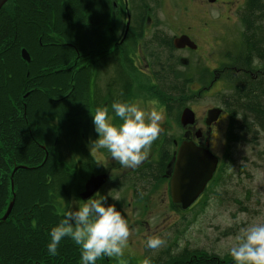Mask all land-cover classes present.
Instances as JSON below:
<instances>
[{"label":"trees","instance_id":"obj_1","mask_svg":"<svg viewBox=\"0 0 264 264\" xmlns=\"http://www.w3.org/2000/svg\"><path fill=\"white\" fill-rule=\"evenodd\" d=\"M108 15L105 0H9L0 9V264H81L80 248L70 238L60 242L55 256L48 253L47 245L51 229L63 218V202L74 179H80V169H95L80 136L88 125L83 114L90 103L89 86H96L98 69L112 66L110 56L99 65L93 55L96 42L106 41L105 30L98 27L105 26ZM241 16L245 22L240 55L246 65L254 62L259 69L255 77L246 76L252 70L238 64L220 75L227 79V72L244 71L247 80L241 92L232 87L222 107L230 109L231 119L237 112L244 114L250 125L247 131L254 127L264 134V0H247ZM14 47L25 48L29 61L21 59L25 65L18 97L3 98V85L12 81L9 69L3 68L4 55L6 59ZM86 52L93 62L84 71ZM126 93L120 90L121 95ZM155 95L166 105L182 100L184 91L162 89ZM91 101L95 102L93 97ZM232 139L230 145L240 141L234 135ZM177 239L166 242L150 264H226L202 252L190 259L179 250ZM169 248L175 252L166 253ZM96 264L112 263L101 257Z\"/></svg>","mask_w":264,"mask_h":264},{"label":"rangeland","instance_id":"obj_2","mask_svg":"<svg viewBox=\"0 0 264 264\" xmlns=\"http://www.w3.org/2000/svg\"><path fill=\"white\" fill-rule=\"evenodd\" d=\"M108 1L112 4V0ZM159 1H149V9L151 3L155 4ZM198 1L204 4V7H199L193 0H162L160 6H158L159 9L156 11V16L160 17L161 15V18L170 16V19H180L179 26L188 24L192 28L199 29L201 39L198 40V44L203 54L201 56L193 54L199 61V66L203 64V59L201 60L203 57L208 61L207 66H213L215 71L221 73L232 71L231 69L238 64H242L252 70L246 73V76L255 77L259 65L254 62L252 66L246 65L245 60L240 55V51L243 49L241 36L244 21L241 12L247 0H216L214 5L207 4L206 0ZM221 1L229 3L228 5L221 4ZM108 8H110L109 4ZM6 16L8 17V15L2 17ZM16 22L20 23L21 21L17 20ZM21 49L16 50L14 47L13 50L8 52L6 59V53L4 55L5 66L3 68H6V72L7 68L9 69L12 81L3 85V98L8 95L18 97L19 87L22 86L20 83L21 69L25 65L20 58L19 52ZM242 74H245L244 71L233 70V73L227 72L225 73L227 79H222L225 78L223 76L219 77L221 78L220 81H217L211 89H205L206 91L202 92L184 91L182 100L166 102V105L159 100L157 101L155 91L133 90V92H130V97L126 98L130 100V103L140 102L141 107L145 110L154 107L163 115L162 131L159 138L152 144L151 151L148 154L152 159L155 155L161 156L162 162L167 161L168 153L164 150V147L160 148L158 146L162 142L164 144L165 142L171 143L172 139L179 140L174 137L175 134L173 133L179 127L175 122L180 110L193 108L196 110V117L203 119L207 108H220L219 114L213 121L216 123L213 124L209 134L201 139V144L198 146L207 150L211 156L216 158L217 168L215 167L216 171L214 170L215 172H213L201 193L186 209H178L180 212H175V206H173L175 203L170 206L172 202L169 200V183L167 187L163 177L153 174L154 168L150 163L152 167L149 165L145 167L146 172L142 175L146 179L147 186L140 183L138 179H127V182L122 185L121 193L124 196H119L120 202L118 205L132 230L129 247L125 250L124 256L119 259L103 257L104 259H109L112 264H140L143 259L156 258L164 250V245L153 251L147 248L145 243L147 237L156 236L165 243L177 237L178 239L175 241L178 242L179 250L183 249L182 252H187L190 259H194L195 256L197 258L204 253V256H218L224 259L223 262L226 264H234L231 256L228 255V249L235 243L236 236L250 224L264 222V134L255 131L254 127L250 132L247 131L246 126L250 127V125L246 124L244 114L237 112L242 119H238L237 115L235 119H231L230 109L222 107L225 102L229 101L230 95L228 94H231L232 87L240 92L244 89L247 80ZM129 82L130 80L126 75L120 76V83ZM95 85L94 88L92 84L89 86L90 103L88 106L85 105L83 114L86 113L88 125L86 130L82 131L80 137L83 141V151L86 156L91 161L105 162L107 160L108 165L104 170L107 176H111L108 173L117 169V163L110 159L106 151L101 152L102 156L100 154L98 157L90 155V142L98 138L91 113L97 107H103L100 105L103 103L104 107L109 109L110 115L114 116L111 105L117 101L116 99L124 96L120 94V91L117 92L115 82L110 75L99 76ZM206 86L208 87L207 84ZM121 91L128 92V89L125 88ZM239 91H237V95L241 96L242 93ZM92 97L94 103L91 101ZM5 103L6 100L3 104ZM232 122L234 123L231 126ZM230 134L240 141L230 145V141L233 140ZM162 138L165 139L162 140ZM150 159L147 160L153 162ZM93 171L80 169V179L76 178L77 176L75 177L68 192V197L63 202V204L66 203V209L75 207L74 201L83 203V198L79 195L82 196L83 183L86 178L94 175L95 172ZM131 189L135 191V194L129 197L128 191ZM99 194L97 197L93 196L92 198L103 199L109 197L104 201L105 204L116 205L117 202L112 197H116L117 192L108 191L106 193L105 190H102ZM179 250L176 254L180 253ZM193 250L197 252L191 254ZM174 252L175 250L172 248L166 250V253L173 254Z\"/></svg>","mask_w":264,"mask_h":264},{"label":"flooded vegetation","instance_id":"obj_3","mask_svg":"<svg viewBox=\"0 0 264 264\" xmlns=\"http://www.w3.org/2000/svg\"><path fill=\"white\" fill-rule=\"evenodd\" d=\"M105 1L107 6L108 4L110 6L108 8L109 15L105 26L102 28V24H100L98 29L99 31L105 30L106 41L99 40L96 42L93 55H95L99 65L105 64L103 57L110 56L112 58V66L109 67L111 70L107 68L102 69L101 67L98 69L100 73H97H99L98 77L104 71L108 73L107 75H111V79H115L114 82L117 92L125 88L128 89V93L123 98L116 99L117 101L130 102L126 98L130 97V92H133V90L158 91L162 89H177L202 92L211 89L217 81H220L219 77L223 73L215 71L213 66H207L208 61L204 57L201 58V60L203 59L204 65L200 64L201 66H199V61L193 56V54L197 56L203 54L198 44V40L201 39L199 29L192 28L188 24L179 26L180 19H170V16L167 18H161V15L160 17L156 16V11L159 9L158 6H160L162 0L155 4L151 3L150 9L148 3L151 0H112V4L108 0ZM193 2L201 8L204 7V4L199 3L198 0H193ZM206 3L214 5L216 0H206ZM224 3L228 5L229 2L221 1V4ZM187 21L189 22L188 19ZM200 32L202 33V31ZM179 37H185L187 44L183 46L178 44L176 47L173 44V40ZM92 62L93 59L86 52L84 54V71L87 70V66L90 67ZM122 75H126L130 82L120 83V76ZM100 105L104 107L103 103ZM213 108L215 107L206 109L203 119L196 117V110L188 108L192 112L193 118L191 123L185 125L180 123L179 116L182 110L179 111L176 120L177 123L175 122L179 127L173 133L175 134L174 137L179 140L172 139L171 143L165 142L164 144L162 142L158 146L165 148L164 150L168 153L167 161L162 162L161 156L159 155H155L154 159L148 155L136 168H124L116 162L117 169L108 173L111 176H107L104 170L108 165L106 163L107 160L105 162L99 161L102 164H97L98 161L93 160L95 164L93 171L95 173L93 176L103 174L105 180L96 191L84 200L82 199V201H86L93 196L97 197L102 190H105L106 193L108 191L117 192L116 197H123L124 195L121 193L122 185L130 178L138 179L140 183L147 186L146 179L142 175L146 172L145 167L148 165L153 166V174H158L163 177V181L168 187L178 146L183 141L200 146L201 139L209 134L213 124L216 123L213 122L214 120L204 122L206 120V112ZM116 122H120L119 118H116ZM165 138H162V140ZM100 155L102 156L101 153ZM150 158L153 162L147 160ZM99 168L100 170H98ZM89 178L85 179L82 192H85L86 183ZM128 193L129 197H132L135 191L131 189ZM115 201L117 202L115 205L116 208L120 210L118 205L120 200ZM173 206L176 207H174L175 212L179 211L180 206L178 204H173ZM123 213L125 212L123 211Z\"/></svg>","mask_w":264,"mask_h":264},{"label":"clouds","instance_id":"obj_4","mask_svg":"<svg viewBox=\"0 0 264 264\" xmlns=\"http://www.w3.org/2000/svg\"><path fill=\"white\" fill-rule=\"evenodd\" d=\"M119 34V33H118ZM110 115L107 107H97L91 113L98 138L90 142V155L98 157L106 151L110 159L124 168L138 167L148 156L152 144L162 131V113L154 107L142 108L140 102H113ZM119 118V123L116 122ZM238 119H242L237 114ZM97 164H102L97 162ZM52 177H48L51 183ZM119 200V197H112ZM103 199L89 198L74 201L63 213L59 224L50 231L47 251L58 254V245L68 237L79 246L81 264H96L101 257L121 258L129 247L132 230L128 220L115 204L106 205ZM146 247L155 251L164 245L156 236L147 237ZM228 255L234 264H264V222L252 223L241 230ZM143 264H150L145 259Z\"/></svg>","mask_w":264,"mask_h":264},{"label":"water","instance_id":"obj_5","mask_svg":"<svg viewBox=\"0 0 264 264\" xmlns=\"http://www.w3.org/2000/svg\"><path fill=\"white\" fill-rule=\"evenodd\" d=\"M7 0H0V8ZM173 44L180 46L187 44L185 37H179L173 40ZM20 58L24 62L29 61V56L24 49L20 50ZM219 109H210L206 112V122L216 119ZM193 114L188 108L182 109L179 120L182 125L192 122ZM216 158L210 153L190 142H181L177 148L175 159L172 167V173L169 180L170 201L179 204L181 209H186L195 198L204 189L206 183L211 178L215 167ZM104 175L91 177L86 183L85 192L79 195L83 199L91 195L96 189L103 184ZM10 203L6 208L2 220H4L11 209Z\"/></svg>","mask_w":264,"mask_h":264}]
</instances>
